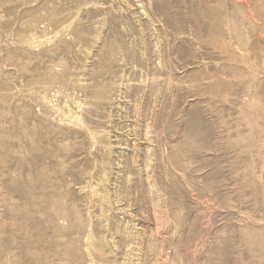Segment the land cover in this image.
Here are the masks:
<instances>
[{
  "label": "rangeland",
  "instance_id": "obj_1",
  "mask_svg": "<svg viewBox=\"0 0 264 264\" xmlns=\"http://www.w3.org/2000/svg\"><path fill=\"white\" fill-rule=\"evenodd\" d=\"M0 264H264V0H0Z\"/></svg>",
  "mask_w": 264,
  "mask_h": 264
}]
</instances>
